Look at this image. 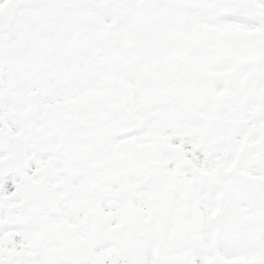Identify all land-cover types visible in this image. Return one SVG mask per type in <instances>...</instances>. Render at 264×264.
I'll return each instance as SVG.
<instances>
[{
    "label": "snow or ice",
    "instance_id": "1",
    "mask_svg": "<svg viewBox=\"0 0 264 264\" xmlns=\"http://www.w3.org/2000/svg\"><path fill=\"white\" fill-rule=\"evenodd\" d=\"M0 264H264V0H0Z\"/></svg>",
    "mask_w": 264,
    "mask_h": 264
}]
</instances>
